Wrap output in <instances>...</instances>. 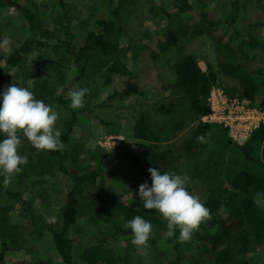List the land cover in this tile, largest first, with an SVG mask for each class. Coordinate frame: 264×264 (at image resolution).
<instances>
[{
  "label": "trees",
  "instance_id": "16d2710c",
  "mask_svg": "<svg viewBox=\"0 0 264 264\" xmlns=\"http://www.w3.org/2000/svg\"><path fill=\"white\" fill-rule=\"evenodd\" d=\"M136 1L108 0V15L95 18L93 27L78 37L75 28L71 27L64 0H53L50 21L35 7L11 0L26 20L28 34L11 47V53L5 57L6 66H0V93L11 84L7 71L16 68L21 86L45 104H55L59 115L57 127L62 131L64 148L45 151L32 146V158L21 166L22 171L7 187L0 174V264H52L50 259L34 255L27 262L19 259L7 263V253L31 252L23 239V227H29L31 234L37 237L47 232L61 264H144L140 258L131 260L137 246L131 243V229L123 227L137 215L153 225L148 241L151 248L149 264H264V257L251 255L259 250L264 256V122L252 130L243 143L234 142L224 126L203 122L201 116L209 109L210 90L220 83L211 65L206 63L203 69L194 53L179 56L173 62L172 84L160 85L161 91L180 89L183 94L177 98L182 99L183 108L196 120L183 140L181 153L174 155L168 148L159 149L160 139L152 128L150 117L137 109L130 115L131 143L122 138L111 149L96 146L89 150L86 162L78 158L76 146H71L79 117L93 113L96 108L107 107L105 102L113 98L126 99L132 94L147 96L146 92H140L135 71L128 64L129 39L117 21L119 9ZM170 1L174 8L172 12L160 5L154 8L176 24L181 18L189 21L195 14L198 20L194 23L195 29L198 33L205 30L210 33L219 70L236 80L237 96L264 109V43L247 31L241 33L242 28L237 24V0L229 1L227 11L220 8L215 18L209 16L202 0ZM30 3L33 4V0H29ZM6 5H9L8 0H0V8ZM258 6L264 11V0H259ZM248 25H264V21ZM223 27L229 29L227 35L222 32L215 36V32ZM159 43L163 47L178 45L171 26L163 30ZM33 47L41 49L39 57L47 74L44 77L39 75L36 66L31 68L26 63L25 55ZM46 48L52 51L47 52ZM91 50H96L103 73L100 85L109 89L101 101L97 98L98 88L83 82ZM257 55L261 57L262 65L248 69L240 62V59L248 60ZM68 82L74 89L88 88L90 94L85 96V102L91 103L97 98L95 103L72 109L67 94L63 91L57 94L58 87L64 90ZM234 94V91L230 92V95ZM103 120L101 117V123H105ZM197 136H204L205 142H199ZM149 168H156L161 174L170 171L187 173L202 186L201 202L210 209L211 219L200 225L189 242L178 241L179 230L172 238L166 237L167 221L154 210L145 209L143 203L134 206L121 201L118 191H125L126 182L128 185L133 182L131 185L136 189L144 182L151 187ZM56 171L66 176L69 187L57 206L55 222L47 223L43 214L23 197L17 185L28 181L35 191L33 194L40 197L43 204L50 205L47 197L49 179ZM88 186L93 187L92 194L86 193ZM14 205H18L15 215L9 210ZM23 223L26 224L23 226ZM110 240L115 241L110 243Z\"/></svg>",
  "mask_w": 264,
  "mask_h": 264
},
{
  "label": "rangeland",
  "instance_id": "374dc122",
  "mask_svg": "<svg viewBox=\"0 0 264 264\" xmlns=\"http://www.w3.org/2000/svg\"><path fill=\"white\" fill-rule=\"evenodd\" d=\"M20 5L35 7L39 14H42L45 19L50 21L53 12V0H33V4H29V0H16ZM68 6L69 18L72 22L71 27L75 28L76 34L82 35L87 29L93 27V20L95 18L106 17L108 15V0H64ZM193 2L194 0H189ZM205 9L209 11V16L215 18L219 14L220 8L222 11H227L230 0H202ZM259 0H237L239 5V17L237 24L242 28L241 33L245 34L247 31L253 38L263 41L264 43V25H248L249 23L263 22L264 11L258 6ZM163 6L162 8L172 12L170 0H137L136 2L123 5L119 9L117 21L123 26L125 30V37L129 39V50L127 51V61L131 69L135 71L136 82L140 92H146L147 96L140 94H132L126 99H110L105 102L107 107L96 108L93 113L79 117L75 129L73 130V137L71 146H76L78 158H86L89 150L91 151L96 146L102 149H111L117 144V141L126 138L132 142L130 137L131 117L130 115L137 111L145 112L150 117L153 130L157 133L160 139L158 143L159 149L168 148L172 154L178 155L182 152V143L187 137L196 123V120L188 115L185 105L181 104L182 99L177 98L183 94L178 88H172L171 91H161V83L170 85L174 80L173 62L181 55L186 53H194L200 66L205 69L206 63L210 64L212 69L217 72L219 85L217 88L223 90L226 96H237L236 89L237 82L235 79L225 76L217 65L216 52L214 49V41L210 33L205 30L204 33H198L194 27V23L198 20L196 15L188 21L187 18H181L179 23L168 21L166 16L159 9L154 7ZM171 26L177 36V46L163 47L159 40L163 30ZM96 29V28H95ZM224 34H223V33ZM229 29L221 28L215 32V36L219 34L227 35ZM28 34V24L21 16L18 9L9 3L0 8V41L4 38H10L11 47L19 44ZM96 49V48H94ZM42 50H44L42 48ZM47 52L51 49L46 48ZM41 49L33 47L25 56L26 63L33 68L37 67L40 76H46L43 64L39 57ZM91 54L88 70L83 79V82L97 87L99 91L98 100H104L109 89L101 86L103 73L100 69L99 60L97 58L96 50L89 51ZM8 53L0 50V66H6L5 57ZM261 57L257 55L256 58L250 57L248 60L240 59L248 69L262 65ZM8 80L11 84L19 82V76L16 68H11L7 71ZM30 81H28V85ZM70 89H74L71 83L64 86V90L58 87V92L63 91L64 94ZM234 91V95L230 92ZM67 96V95H65ZM96 98V99H97ZM93 99L91 103L85 102L84 106L90 107L95 103ZM53 110L56 111L54 103H47ZM95 115V116H93ZM101 117L105 123H101ZM180 126H179V125ZM171 139L166 140V137ZM4 138V134H0V139ZM22 145L18 149L21 155H26L28 161L32 158V145L27 141L23 135H20ZM119 138V139H118ZM126 172V171H125ZM108 178V176H106ZM129 178V177H128ZM50 180L48 200L50 205H45L42 199L37 195L33 187L28 181H22L17 186L22 192L24 198L28 199L32 206L37 209L46 218L47 223H54L55 212L57 206L62 203L65 192L69 187V182L65 175L58 173L53 174ZM132 181L131 178H129ZM126 182V189L119 190L121 194V201L124 204L138 205L143 203L138 195V189ZM188 191L203 199L204 191L197 180L190 179L187 185ZM31 189V192H30ZM86 193L92 194L93 187H86ZM11 214L15 215L18 212V205L9 208ZM155 214L162 218V216L155 211ZM26 223H23V226ZM24 241L27 243V248L31 252L16 251L6 254L7 263H13L15 260L23 259L24 262L30 261L34 255L36 257L50 259L52 264H61L59 257L53 249L49 239V234L45 232L40 237L31 234L29 227H23ZM90 240V239H88ZM115 240H110L114 243ZM151 248L137 247L132 253V259L135 261L140 258L144 264L150 262ZM261 255L259 250L251 252V255ZM79 264V262H78ZM204 264H212L205 262Z\"/></svg>",
  "mask_w": 264,
  "mask_h": 264
},
{
  "label": "clouds",
  "instance_id": "9594fccd",
  "mask_svg": "<svg viewBox=\"0 0 264 264\" xmlns=\"http://www.w3.org/2000/svg\"><path fill=\"white\" fill-rule=\"evenodd\" d=\"M0 50L11 53L10 38L0 41ZM88 94L90 90L86 87L70 89L67 93L70 107L74 110L83 108L85 96ZM58 119V113L50 105L37 99L32 91L21 86L19 82L6 86L0 93V133L4 134V138L0 139V174L4 177L5 187L22 171L21 166L28 162V157L18 151L22 145L21 134L37 150H63L62 131L57 127ZM196 139L205 142L204 136H197ZM148 172L151 176V187L144 182L138 189L143 207L157 211L167 221L166 237L172 238L179 230L178 241L189 242L200 225L211 219L210 209L198 196L188 191L190 178L187 173L177 174L170 171L161 174L156 168H149ZM123 227L131 229L133 245L148 246L153 232V225L149 221L137 215Z\"/></svg>",
  "mask_w": 264,
  "mask_h": 264
},
{
  "label": "built area",
  "instance_id": "2783aa9c",
  "mask_svg": "<svg viewBox=\"0 0 264 264\" xmlns=\"http://www.w3.org/2000/svg\"><path fill=\"white\" fill-rule=\"evenodd\" d=\"M208 101L209 109L201 116V120L224 126L236 143H242L252 130L264 122V109L245 98L226 96L216 86L211 88Z\"/></svg>",
  "mask_w": 264,
  "mask_h": 264
},
{
  "label": "flooded vegetation",
  "instance_id": "af4514ba",
  "mask_svg": "<svg viewBox=\"0 0 264 264\" xmlns=\"http://www.w3.org/2000/svg\"><path fill=\"white\" fill-rule=\"evenodd\" d=\"M8 2L10 3V2H11V0H8Z\"/></svg>",
  "mask_w": 264,
  "mask_h": 264
}]
</instances>
